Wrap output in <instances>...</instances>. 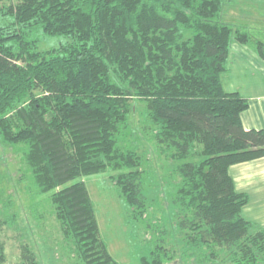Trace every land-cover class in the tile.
<instances>
[{
	"label": "trees",
	"instance_id": "1",
	"mask_svg": "<svg viewBox=\"0 0 264 264\" xmlns=\"http://www.w3.org/2000/svg\"><path fill=\"white\" fill-rule=\"evenodd\" d=\"M9 1L0 5V135L25 145L37 193L52 192L75 264H121L77 178L117 171L111 179L127 203L146 212L142 156L117 139L136 99L148 103L159 147L181 161L175 201L188 253L204 261L225 251V264H264V227L242 214L250 196L230 173L264 157V129L245 128L250 100L222 81L232 36L252 40L221 21L227 0ZM42 33L72 41L40 50ZM258 53L264 58L261 42ZM17 218L0 217V234ZM173 252L157 244L142 264H171ZM0 264L40 263L26 243L9 262L0 238Z\"/></svg>",
	"mask_w": 264,
	"mask_h": 264
},
{
	"label": "rangeland",
	"instance_id": "2",
	"mask_svg": "<svg viewBox=\"0 0 264 264\" xmlns=\"http://www.w3.org/2000/svg\"><path fill=\"white\" fill-rule=\"evenodd\" d=\"M9 2L0 0V5ZM221 21L233 29L248 31L252 36L246 45L248 52L243 50L241 56L236 54V47L243 45L232 36L230 58L222 81L227 91H239L254 102L255 93L264 89V65H261L264 60L253 61L250 53L258 50L259 42L264 45V0H227ZM71 41L66 35L42 33L38 49L58 47ZM133 105L129 123L117 139L120 147L137 151L142 156L141 181L146 212L140 215L127 203L111 179L117 171L106 170L76 179L85 182L90 192L101 236L111 254L121 264H142L143 256L149 255L157 244H163L175 252L171 264H225L224 259L228 257L225 251L217 260L210 255L204 261L188 253L193 250L183 239L184 231L177 223L178 204L175 201L182 179L177 171L181 161L167 157L154 139L155 124L149 118L147 101L136 99ZM24 150V144L5 143L0 135V217L18 213L17 220L6 225L0 234L6 244L8 260L11 263L18 260L21 245L26 243L35 251L40 264H75V252L63 237L56 217L52 192L37 193ZM259 162L264 161L233 165L230 173L236 183L240 184L237 176L240 167L252 176ZM241 185L238 190L250 195V202L242 214L264 227V179L253 182L245 178Z\"/></svg>",
	"mask_w": 264,
	"mask_h": 264
},
{
	"label": "crops",
	"instance_id": "3",
	"mask_svg": "<svg viewBox=\"0 0 264 264\" xmlns=\"http://www.w3.org/2000/svg\"><path fill=\"white\" fill-rule=\"evenodd\" d=\"M247 44H242L243 46H237L236 47V50H237V53L236 54H238V56H241V54L243 53L242 52L243 50H245L246 52H248L246 50V47H247L246 45ZM255 53H256V55H255ZM250 56H251V59L253 61L254 60L258 61L259 58H261L262 60H264V58L262 56H260V54L258 53V50H255L254 53L253 52L250 53ZM261 65H264V62H262ZM255 94L256 95H254V98H255V101L254 102H252V99L249 96H247V95L245 96V97H247L250 100V106H249L248 109H246L242 113V121H243V124H244L245 128H247V129H250V128H260V129H264V89H261L258 93H255ZM253 161H264V157L259 158V159H256V160H253ZM253 161H249V162H253ZM259 163H261V162H259ZM263 163L264 162H262L259 165H256L257 166V171H253V174L251 173L252 176L250 175V173L245 168H243V166L240 167L238 169V173H237V176H238V179L240 181V184H237L236 183V180L234 179L236 188L237 187L238 188L239 187L242 188L241 180H245V178H247V179H253V182L254 181H257V180L264 179V167H263L264 165H263ZM238 164H241V163H238ZM235 165H237V164H235ZM248 170H249V168H248ZM241 191H244V190L241 189ZM261 226H263V225H261Z\"/></svg>",
	"mask_w": 264,
	"mask_h": 264
}]
</instances>
